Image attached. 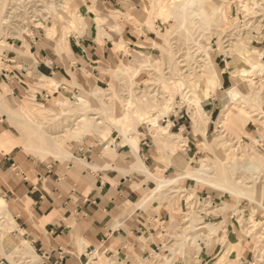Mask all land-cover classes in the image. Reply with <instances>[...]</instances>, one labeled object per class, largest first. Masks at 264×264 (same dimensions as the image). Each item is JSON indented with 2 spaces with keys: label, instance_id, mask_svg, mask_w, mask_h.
Segmentation results:
<instances>
[{
  "label": "rangeland",
  "instance_id": "374dc122",
  "mask_svg": "<svg viewBox=\"0 0 264 264\" xmlns=\"http://www.w3.org/2000/svg\"><path fill=\"white\" fill-rule=\"evenodd\" d=\"M181 1L139 0L140 9L136 14L128 9L117 11L130 14L127 18L131 21L132 17L137 18L139 29L145 26L149 34L139 30L145 42L138 45L143 48L138 49L133 58L119 62L125 68L118 70L122 67L119 66L110 72L104 85L83 95L53 98L47 105L34 102L32 90L25 92L24 99L11 108L17 110L28 100L30 107L24 108L23 119L32 122L42 135L34 130L26 133L25 124H12L5 118L6 132L17 138L14 141L18 146V158H15L18 168L12 170L22 180L35 182L36 172H31L32 168L52 169L50 166L55 168L56 165L63 168L73 161L60 159L48 151L42 141L45 135L62 136L64 145L59 151L77 159L76 153L82 147L107 146L101 137L105 130L109 131L112 144L117 135L122 145L137 136L136 152L140 142L146 139L154 161L160 164L161 173L156 167L149 169L156 178L170 180L178 178L181 172L192 171L202 179L196 181L185 176L160 189H156V182L151 179L150 190L138 206L167 211L170 218L167 217L159 250L130 264H264V210L250 199L237 197L233 191L230 193L231 189H226L227 192L218 189L223 185L235 187L241 194L253 196L264 205V0H202L209 16L188 7L184 17L173 11V5ZM75 5L72 0H0L2 16L13 15L9 23L1 27L0 40L12 46L17 40L24 42L26 33L32 36L40 33L47 38L45 29L51 27L55 41L50 40L64 51L67 44L58 43L64 34L62 29L70 37L79 33L83 25L75 22L68 29L57 16L69 17L70 9L75 17H83ZM52 19L56 20L54 25ZM123 27L121 22L114 27L119 38ZM7 50L3 51L4 55ZM114 52L128 55L126 44L125 49L119 50L114 44ZM149 53L154 55L148 58L145 54ZM261 58L263 61L259 63ZM4 59L6 56L2 61ZM220 59L226 60L229 86L236 87L242 96L238 101L224 103V92L229 86L220 89L222 69L216 64ZM2 61L0 69L5 67ZM208 61L217 71L218 81L213 78ZM148 62H155L156 69L142 66ZM255 62L258 68L253 75L246 77L239 73L243 68L250 70L247 63ZM132 67L139 69L138 76L132 77L129 70ZM45 78L40 88L53 94L57 82ZM248 78L253 79L250 89L243 84ZM216 93L220 99L214 116H209L204 106L206 102L202 108L207 116L195 122L192 114L197 104L205 98H214ZM77 97L84 98L89 108L82 107ZM151 120H156L167 131L166 135L160 133L158 141L161 143H156L149 133L154 131L147 127ZM98 122L101 124L97 125ZM131 152L140 161L137 153ZM104 153V157H109L111 151ZM185 158L183 164L173 165ZM2 196L0 191V198L4 199ZM6 202L10 208L9 201ZM6 208H0V257L5 264H39L25 231H18V239L10 234L13 225L9 218L13 216ZM210 215L222 217L211 219ZM230 217L238 232L233 240L236 243L229 245L226 224L230 223ZM200 241L211 251L224 250L203 261L199 255ZM97 256L98 264H118L102 252Z\"/></svg>",
  "mask_w": 264,
  "mask_h": 264
},
{
  "label": "crops",
  "instance_id": "0c3cea01",
  "mask_svg": "<svg viewBox=\"0 0 264 264\" xmlns=\"http://www.w3.org/2000/svg\"><path fill=\"white\" fill-rule=\"evenodd\" d=\"M72 1L83 15L84 25L79 33L68 37L66 50L58 52L56 43L40 33L33 36L26 33L23 36L26 44L22 40L12 46L8 44L5 67L0 69V101L8 109L21 102L24 93L30 90L34 102L41 105L50 104L53 98L83 95L104 85L110 72L125 66L119 62L133 58L143 48L138 45L145 42L139 30L149 34L147 27L139 29L137 18L131 15V21L127 18L130 14L117 12L128 9L136 14L139 0ZM118 22L124 25L120 38L114 32ZM114 44L118 50L125 49L126 44L128 55L115 53ZM216 64L222 69L220 89L224 90L230 83L226 60L220 59ZM49 77L57 82L53 94L40 88L42 79L50 80ZM219 99L216 93L204 105L210 117L216 113ZM27 102L19 108L30 107ZM5 118L6 115H0V191L5 202L9 201L10 208L6 202V209L25 231L39 264H84L90 254L101 252L118 264H130L159 250L170 214L156 207L138 206L150 190L151 179L130 169L138 160L128 144H121L119 135L113 138L114 152L109 157H104L106 149L100 145L82 147L76 155L89 166L73 158L74 162L63 168L44 167L39 168L40 172L32 168L31 172H36L33 182L13 173L12 168H18L15 159L18 146L14 141L17 138L6 132ZM137 155L149 169L156 167L161 173L146 139L140 142ZM183 162L186 158L178 159L173 165ZM221 217L210 215L211 219ZM232 220L230 217V223L226 224L229 245L236 243L233 240L238 232ZM200 245L203 261L224 250L211 248V251L202 241ZM3 260L0 257V264H5Z\"/></svg>",
  "mask_w": 264,
  "mask_h": 264
},
{
  "label": "bare ground",
  "instance_id": "6f19581e",
  "mask_svg": "<svg viewBox=\"0 0 264 264\" xmlns=\"http://www.w3.org/2000/svg\"><path fill=\"white\" fill-rule=\"evenodd\" d=\"M202 0H182L179 5H176L175 4L173 5V11L179 15H181V17H184L186 14H185V11L186 9L189 7L190 10H195L196 12H198V14H204V16H209L206 12H205V8L203 6V4L201 3ZM61 7V6H60ZM69 14L70 16L69 17H63V16H57L59 17L62 21H60L63 25H65V27L67 26V28L69 29L70 27V24H73V23H79L81 25H84V22H83V17L82 16H78V17H75V15L71 14V10L68 9ZM2 12V11H1ZM10 15H12V13H8L7 16L4 15L2 16V14L0 13V32H1V27L6 24V23H9L11 17ZM67 15V14H66ZM13 16V15H12ZM13 18V17H12ZM53 20V19H52ZM55 20V19H54ZM54 20L52 21V24L54 23ZM57 20V18H56ZM56 20H55V23H56ZM54 23V24H55ZM53 24V25H54ZM61 24V25H62ZM6 26V25H5ZM64 27V26H63ZM62 27V28H63ZM61 28V26H60ZM61 28V29H62ZM46 36L48 39H52L55 41V36H54V31L51 27H46ZM66 30V28H65ZM64 34L60 36V41H58L59 44H61L62 42L67 44V32H64V29H62V31ZM1 39V38H0ZM5 43L4 40H0V61H2L3 58H5V55H4V50L5 49H10L9 46H6V44H3ZM25 43V42H24ZM27 43V42H26ZM25 43V44H26ZM118 48H120V46H118ZM57 51L58 52H61V50H59L57 48ZM148 58H150L152 55L149 53V54H145ZM2 58V59H1ZM6 60V59H4ZM153 61V60H152ZM263 61V58L260 59V62L259 63H262ZM4 62V61H2ZM209 62V61H208ZM250 70H246V69H241L239 70V73L241 75H245L246 77H249V74H252L257 68H258V62L256 63H247ZM209 65V68L212 69L211 67V64L210 62L208 63ZM142 66H150L151 68L153 69H156L157 67V64L154 62V63H151V62H148V63H145L144 65ZM141 66V67H142ZM121 68H125L124 66L120 67L118 70H121ZM130 70V74L132 75V77H136L138 76V68H129ZM237 71V70H236ZM212 75H213V78L215 80H217V77L215 74V71L212 69ZM253 75V74H252ZM241 77V76H239ZM53 80H55L54 78H52ZM218 81V80H217ZM245 83L244 87L246 89H250L252 88V85H253V79L252 78H248V79H244L243 80V84ZM206 88H208V86L206 85L205 86ZM225 98H224V103L226 104V102L228 100H234V101H238L241 99V95L239 93V91L236 89V87H233V86H229V88H227L225 90ZM210 99V97L208 98H205L202 103H198L196 108H195V111L194 113L192 114L193 116V119L195 120V122H198L200 121V117H205L207 116L206 115V112L203 110L202 106L204 103H206L208 100ZM76 100L78 101V103L84 107L85 109H88L89 106H88V103L87 101L82 98V97H77ZM2 101H0V115H6V118L7 120L12 123V124H16V123H20V124H25V132L26 133H29L30 131L34 130L38 133H41V131L30 121L28 120H24L23 118L25 117L26 115V112L24 110L23 107L17 109V110H7L8 108H6L5 106L2 105ZM226 107V105H225ZM227 108V107H226ZM162 113L164 114L165 111H162ZM127 115V114H125ZM142 118V117H141ZM94 119H97V118H93L92 120ZM192 119V118H191ZM203 120V119H201ZM193 121V120H192ZM101 124L100 122L97 123V125ZM147 127H149V129H153L154 131H150V135L152 137V139H154V141L157 143L159 142L158 141V137L160 135V133L163 135V133H167V131L165 130L164 127H162L160 124H158V122L156 120H151L150 122H148L147 124ZM170 136H172L173 134H168ZM175 136V135H174ZM262 134L260 135V138H261ZM101 137H103V139L105 140V142L107 143V146H105L104 148L106 150H109V151H112L113 149H111L112 147V141L109 137V131L108 130H105V132L102 134L101 133ZM176 137V136H175ZM44 139L42 140L43 143H45L46 145V148L48 151H51L53 152L58 158L60 159H64V160H70V159H75L76 161H78L79 163H84L86 164L87 166L89 165L86 161L82 160V159H77L75 157H73L72 155L70 157H67L66 155L68 154H63L61 153L59 150L60 148L63 147L64 145V141L62 140V136H55L54 138H50L49 136H44L43 137ZM136 139H133V140H127V144L130 146V148L133 150L134 153H137L136 152V144L138 142V137L136 136L135 137ZM259 138V139H260ZM259 139L256 137V141L257 142H260ZM28 142V141H27ZM61 143V144H60ZM161 143V142H159ZM59 148V149H58ZM37 150V149H36ZM35 151V150H34ZM38 151V150H37ZM42 151V150H41ZM34 153V152H33ZM36 153V152H35ZM131 153V152H130ZM127 154V153H126ZM128 155V154H127ZM133 155V154H132ZM91 165V164H90ZM133 172L135 173H139V174H143L145 175L147 178L149 179H152L153 181L156 182V189H160V188H164V187H167L169 186L170 184L174 183L175 181H177L179 178H183L185 176H188L191 178V180H196V181H200L202 179V177H199V174L198 173H194L192 171H184V172H181L178 174V178H173V179H170V180H164V179H159V178H156L155 177V174L152 173L149 168L144 165V163L142 161H138L137 162V165L136 166H133L132 168H130ZM218 189H220V191H228L230 190L229 192L231 193H234L237 197H241V198H244V199H250V201H253L255 204H257L258 206H260L263 210H264V205H261L257 202V200L255 198H253V196H250L248 194H244L241 192H238L239 190H237L235 187H231V188H227L225 187V185L221 186V187H218ZM228 189V190H226ZM238 192V194H237ZM233 194V195H234ZM191 195H189L190 197ZM4 206H6V202L4 199L0 198V208H3ZM9 222L13 225V228H12V232L10 233L15 239H18L19 238V232L18 231H22L21 229H19V225L17 224L16 220H14V217H10L9 218ZM19 229V230H18ZM262 229V228H261ZM212 229L211 228H208V231H211ZM99 255V254H98ZM99 256H97V254H92L89 256V263L86 262V264H98L97 261H95V259L98 260Z\"/></svg>",
  "mask_w": 264,
  "mask_h": 264
}]
</instances>
